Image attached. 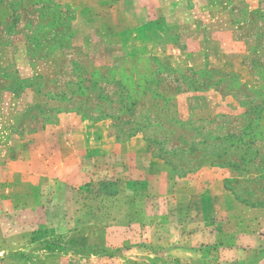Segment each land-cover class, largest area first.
I'll return each instance as SVG.
<instances>
[{
  "label": "rangeland",
  "instance_id": "obj_1",
  "mask_svg": "<svg viewBox=\"0 0 264 264\" xmlns=\"http://www.w3.org/2000/svg\"><path fill=\"white\" fill-rule=\"evenodd\" d=\"M0 264H264V0H0Z\"/></svg>",
  "mask_w": 264,
  "mask_h": 264
},
{
  "label": "trees",
  "instance_id": "obj_2",
  "mask_svg": "<svg viewBox=\"0 0 264 264\" xmlns=\"http://www.w3.org/2000/svg\"><path fill=\"white\" fill-rule=\"evenodd\" d=\"M165 160V159H164ZM166 161V160H165ZM168 165L171 167V169L173 170L174 174L178 177V178H182L185 176V174L189 173L188 171L185 173L179 172L178 167H176L174 164H170L169 162H167ZM221 166V165H220ZM228 190V189H227ZM230 191V190H229ZM236 198V197H235Z\"/></svg>",
  "mask_w": 264,
  "mask_h": 264
}]
</instances>
